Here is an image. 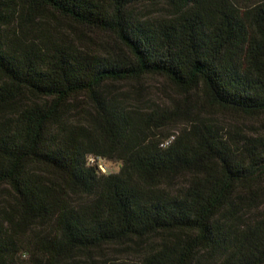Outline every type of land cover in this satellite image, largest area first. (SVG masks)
Here are the masks:
<instances>
[{
    "label": "trees",
    "instance_id": "trees-1",
    "mask_svg": "<svg viewBox=\"0 0 264 264\" xmlns=\"http://www.w3.org/2000/svg\"><path fill=\"white\" fill-rule=\"evenodd\" d=\"M142 4L170 10L143 19ZM64 21L117 45L42 31ZM148 75L264 113V0H0V264H264V132L209 113L165 145L167 116L120 87ZM149 237L136 263L105 252Z\"/></svg>",
    "mask_w": 264,
    "mask_h": 264
},
{
    "label": "rangeland",
    "instance_id": "rangeland-1",
    "mask_svg": "<svg viewBox=\"0 0 264 264\" xmlns=\"http://www.w3.org/2000/svg\"><path fill=\"white\" fill-rule=\"evenodd\" d=\"M170 8L164 4L151 5L142 4L138 7L143 19L154 18L162 14H167ZM35 33H41L36 27ZM46 35H51L55 40L75 42L81 47L97 50L100 53H106L112 46L117 45L116 40L110 35L82 26H74L69 21L61 24L55 23L54 28L47 26L42 30ZM123 90H129L133 102L141 112L148 113L152 109H160L162 114L167 116V124L161 129L163 133L178 135L186 126L187 122L199 116L208 115L210 120H214L226 128L236 127L237 129L250 133L261 134L264 132V113L247 114L234 110H226L222 107H201L193 96H187L184 92L173 85L169 80L159 75H148L141 82L136 84L120 85ZM208 109V112H206ZM153 112V111H152ZM143 114V113H142ZM142 118V115H139ZM146 120H150V115H144ZM165 120V119H163ZM108 166L112 172H117L119 166L108 161ZM42 234V233H40ZM159 240L158 237H149L142 240L131 241L129 246H111L106 249L110 256L109 260L117 262H134L139 260L140 252L145 251L149 245ZM137 248L135 251L134 248ZM95 254L96 257L99 253ZM101 254V252H100ZM30 256H24L29 258ZM73 264H91L83 254L77 255L72 261ZM105 264L104 259L98 258L92 264ZM109 263V261H108ZM69 264V263H64Z\"/></svg>",
    "mask_w": 264,
    "mask_h": 264
},
{
    "label": "built area",
    "instance_id": "built-area-1",
    "mask_svg": "<svg viewBox=\"0 0 264 264\" xmlns=\"http://www.w3.org/2000/svg\"><path fill=\"white\" fill-rule=\"evenodd\" d=\"M175 139V135H172L169 139H167L165 141V145H168L169 143H171L173 140ZM93 162L97 161L98 162V166L100 168V170L105 173V174H109L112 172L111 168L108 166V161L107 159L103 158V157H92L91 159Z\"/></svg>",
    "mask_w": 264,
    "mask_h": 264
}]
</instances>
